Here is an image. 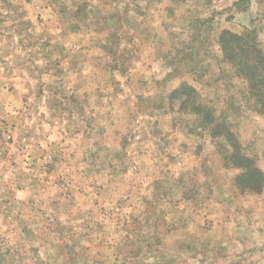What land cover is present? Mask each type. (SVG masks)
Listing matches in <instances>:
<instances>
[{
	"label": "rangeland",
	"instance_id": "obj_1",
	"mask_svg": "<svg viewBox=\"0 0 264 264\" xmlns=\"http://www.w3.org/2000/svg\"><path fill=\"white\" fill-rule=\"evenodd\" d=\"M264 0H0V264H264V190L169 100L187 83L264 172L219 45Z\"/></svg>",
	"mask_w": 264,
	"mask_h": 264
},
{
	"label": "trees",
	"instance_id": "obj_2",
	"mask_svg": "<svg viewBox=\"0 0 264 264\" xmlns=\"http://www.w3.org/2000/svg\"><path fill=\"white\" fill-rule=\"evenodd\" d=\"M219 45L224 61L232 67L236 78L245 83L244 97L253 111L264 115V51L257 34L246 30L242 34L229 30L222 32ZM171 102H179L180 109L189 110L198 117L200 126L209 131L214 140L224 147V166L238 170L235 186L243 191L261 194L264 190V172L257 162L244 153L243 146L226 117L201 103L199 92L187 83L174 89Z\"/></svg>",
	"mask_w": 264,
	"mask_h": 264
}]
</instances>
